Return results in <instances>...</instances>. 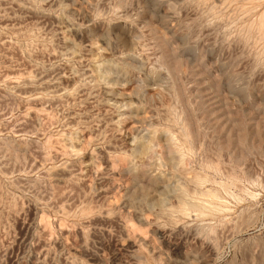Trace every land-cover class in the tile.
Returning <instances> with one entry per match:
<instances>
[{"label":"rangeland","instance_id":"1","mask_svg":"<svg viewBox=\"0 0 264 264\" xmlns=\"http://www.w3.org/2000/svg\"><path fill=\"white\" fill-rule=\"evenodd\" d=\"M0 264H264V0H0Z\"/></svg>","mask_w":264,"mask_h":264},{"label":"bare ground","instance_id":"2","mask_svg":"<svg viewBox=\"0 0 264 264\" xmlns=\"http://www.w3.org/2000/svg\"><path fill=\"white\" fill-rule=\"evenodd\" d=\"M56 93V92H55ZM65 141V140H64ZM208 211V210H207ZM201 215V214H200Z\"/></svg>","mask_w":264,"mask_h":264}]
</instances>
